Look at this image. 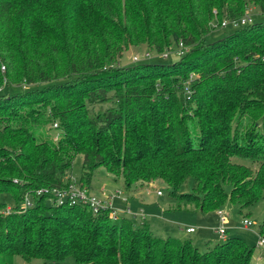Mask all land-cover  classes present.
I'll return each mask as SVG.
<instances>
[{
  "label": "trees",
  "instance_id": "1",
  "mask_svg": "<svg viewBox=\"0 0 264 264\" xmlns=\"http://www.w3.org/2000/svg\"><path fill=\"white\" fill-rule=\"evenodd\" d=\"M249 4L264 12V0H0V194L18 206L27 192L62 189L81 154L87 187L104 167L129 190L163 181L178 208L231 202L243 213L264 199V22L205 40L215 17L240 18ZM179 43L188 51L173 63L116 66L131 46L157 53ZM22 84L42 86L12 92ZM35 102L47 108L22 110ZM53 121L56 141L40 132ZM189 178L192 191L179 192ZM4 206L0 199V264L15 255L42 264L68 256L252 264L254 249L236 236L201 253L190 239L155 236L146 222L112 220L108 209L64 204L48 213L38 201L3 214ZM257 231L264 237V216Z\"/></svg>",
  "mask_w": 264,
  "mask_h": 264
},
{
  "label": "rangeland",
  "instance_id": "2",
  "mask_svg": "<svg viewBox=\"0 0 264 264\" xmlns=\"http://www.w3.org/2000/svg\"><path fill=\"white\" fill-rule=\"evenodd\" d=\"M242 17H247L249 20L246 25H251L256 22H264V12H262L257 6L249 4L245 14ZM227 16L224 15L221 19L214 18L211 22V32L205 37L207 42H213L217 39H221L235 30L243 28L244 26H239L235 28L231 24L223 27L221 23ZM178 45L173 44L167 50L162 52H155L150 50L151 56L145 58L143 54L149 49L145 45L131 46L129 49L123 52L122 57L120 58L116 66H133L137 64H169L177 61L179 56H177L174 51L177 50ZM173 51L169 54L168 57H162L161 54L164 52ZM139 55V61H133V57ZM264 61V56L262 57ZM196 73H190V79L194 78ZM193 76V77H192ZM41 84L35 85H26L22 84L19 86H11L12 92H17L19 90L33 89L41 87ZM14 90V91H13ZM113 91L109 93L111 95ZM54 102V101H53ZM109 103L96 104L94 107L97 112L104 110ZM44 108H47L44 104L30 103L26 105L22 110L27 111L34 109L38 115ZM102 108V110H100ZM15 111L19 109H13ZM43 117V116H42ZM262 123L263 121L260 120ZM46 132L52 138L54 136H59V129L57 126V121H53L50 124H47L40 132L42 135ZM264 132V128H263ZM81 163L82 155L78 154L73 160L71 166V178L69 179L70 184L78 183L80 185V174H81ZM3 175H0L2 177ZM11 180L15 183L22 184L23 181L17 177H11ZM91 187L90 190L98 196L100 199L111 200V208L118 210L120 212L126 211L127 207L131 213H138L140 210L146 214V224L149 225L150 230L153 234L160 238H177L180 240L190 239L193 246H196L199 252L203 253L208 249H212L216 244L223 243L228 237H239L245 241V243L254 249L251 263L252 264H262L264 263V246H258L257 241L259 240V234L257 231L258 224L262 221L264 216V199H260L258 202L250 206L249 208L243 210V213H239V207L236 204L227 202L224 207L218 208L214 211L201 212L198 207L193 203L181 202L180 207L178 208L177 201L169 196V189L167 185L161 181L156 180L152 183L151 188L145 189L139 188L126 189L123 183L122 178L114 179L113 176L106 171L104 167H98L92 175L91 178ZM193 186L192 178L187 179V181L181 186L179 192H191ZM67 185L64 188H68ZM45 188V189H44ZM48 187H40L32 193H26L23 200L20 201L18 206H14V200L10 193L2 192L0 194V199L4 203V208L2 209L3 214L16 212V213H25L27 209L36 205L38 201L44 204L42 211L52 212L53 206L58 204L54 202V198L50 194ZM63 188V189H64ZM133 188V189H132ZM48 190L49 193H45ZM121 191L124 194L135 192V190L140 192V196L127 197L124 199L121 196L116 194V191ZM157 190L162 192L161 195H157ZM148 191V192H147ZM30 204V205H29ZM41 211V212H42ZM216 211H221L222 213L228 214V232L226 233L227 237L223 238L224 235H220L218 228L221 226L219 222V216L216 214ZM246 213H249L248 216H245ZM248 217L253 225L250 228H245L242 225V220ZM137 223H140L137 220ZM188 227H193L195 233L185 234V229ZM14 264H42L41 259H33L30 262L24 261L20 256L15 255L13 259ZM65 264H79L72 256H68L64 260Z\"/></svg>",
  "mask_w": 264,
  "mask_h": 264
},
{
  "label": "built area",
  "instance_id": "3",
  "mask_svg": "<svg viewBox=\"0 0 264 264\" xmlns=\"http://www.w3.org/2000/svg\"><path fill=\"white\" fill-rule=\"evenodd\" d=\"M249 18L247 17H240V18H226L222 21L221 26L225 27L228 24H231L235 28L239 26H244L247 24V21ZM188 51V48L185 47L182 43H179V47L177 48L174 53L177 56H182ZM173 51L164 52L161 54L162 57H168L169 54ZM143 56L145 58H148L151 56L150 51H146ZM141 58L139 55H136L133 57V61H139ZM186 90L188 91V88L186 87ZM54 141L58 139V136L52 137ZM68 188H49L50 194L54 198V202H56L58 205H82L85 207H88L94 214H97L105 209L109 210V215L112 220H117L121 216H128L134 220H139L140 222H144L146 219V214L143 212V210H140L138 213H131L129 208H127L126 211L120 212L118 210L112 209L111 206V200L104 201L103 199H100L98 196H96L92 190H90L89 187L86 185H78V183L75 182V184H69ZM45 189V188H44ZM48 189V188H47ZM45 193H49L48 190ZM157 195H161L162 192L160 190H157ZM116 194L118 196H121L125 199L123 193L121 191H116ZM30 205V204H29ZM221 226L218 228V232L220 235L226 234V221L227 218L224 214H222L221 211H219ZM242 225L246 228H250L253 225V222L248 219L244 218L242 221ZM195 229L193 227L186 228L187 232H193ZM258 246H264V237L259 235V240L257 241Z\"/></svg>",
  "mask_w": 264,
  "mask_h": 264
},
{
  "label": "crops",
  "instance_id": "4",
  "mask_svg": "<svg viewBox=\"0 0 264 264\" xmlns=\"http://www.w3.org/2000/svg\"><path fill=\"white\" fill-rule=\"evenodd\" d=\"M90 187H91V185H90ZM91 188H92V187H91ZM92 190H93V189H92ZM140 192H141V190H139V191L135 190V192H131V191H130V193H128V194H124V193H123V195H124L125 199H126L127 197H128V198H129V197H135V196H138V197H139V196H140ZM147 192H148V191H147ZM110 203H111V202H110ZM127 208H128V207H127ZM203 213H204V212H203ZM216 214L219 216V222L221 223V221H220V216H221V214H219V212H217V211H216ZM222 214H224V215L226 216V218H227L226 225H225V227H226L227 224H228V214H225V213H222ZM245 218H248V217H245ZM248 219H249V218H248ZM145 221H146V219H145ZM145 221H144V222H145ZM242 221H243V220H242ZM243 227H244V226H243ZM245 228H246V227H245ZM228 229H229V228L226 227V233L228 232ZM195 232H196L195 230H194L193 232H187L186 229H185V234H189V235H190V234L195 233ZM152 233H153V232H152ZM226 237H227V235L225 234V235L223 236V238H226Z\"/></svg>",
  "mask_w": 264,
  "mask_h": 264
}]
</instances>
